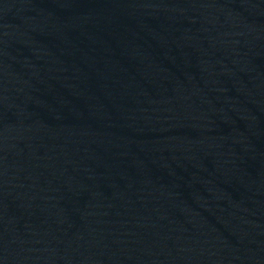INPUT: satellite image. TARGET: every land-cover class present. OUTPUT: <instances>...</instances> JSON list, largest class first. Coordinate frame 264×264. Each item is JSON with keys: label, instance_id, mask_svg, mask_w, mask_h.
Here are the masks:
<instances>
[{"label": "water", "instance_id": "water-1", "mask_svg": "<svg viewBox=\"0 0 264 264\" xmlns=\"http://www.w3.org/2000/svg\"><path fill=\"white\" fill-rule=\"evenodd\" d=\"M264 264V0H0V260Z\"/></svg>", "mask_w": 264, "mask_h": 264}]
</instances>
